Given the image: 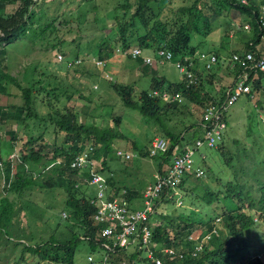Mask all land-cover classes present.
<instances>
[{"label":"rangeland","instance_id":"obj_1","mask_svg":"<svg viewBox=\"0 0 264 264\" xmlns=\"http://www.w3.org/2000/svg\"><path fill=\"white\" fill-rule=\"evenodd\" d=\"M76 1L79 0H12L6 2L5 7L0 10V13L9 16L26 7L22 11L23 17L32 10L34 14L41 13L38 20L41 19L42 24L50 18L54 19L43 30L39 29V23H35L33 27L37 33H29L6 46L5 71L22 86L30 85L29 82L33 84L35 89L33 108L37 111L31 108V115H29L24 106L21 90L14 84V81L7 77L1 78L0 157L3 160L7 159L14 175L17 171L27 168L18 159L9 160V156L13 151L18 157L21 151L29 150L28 134L34 139L37 137L33 147L42 151L43 154L48 153L46 145L50 147L48 158L52 156L54 144H63L62 134L56 135L49 120H44L36 113L44 115L53 107H72L75 110L74 119L76 117V120L82 122L90 120L96 125L106 127L115 126L114 118L118 115L122 118L118 131L126 139H121L117 146L123 150V153L129 151L131 158L125 160L124 157H117L118 159L112 162L111 169L115 177L126 184L127 189L136 191L137 197L133 199L131 207L142 208L144 204L140 193L147 184L155 181V174L158 172V166L163 157L161 154L155 157H143L139 153L148 154L150 145L146 139L150 140L154 135H158L157 126L151 121H144L138 115L129 112L127 108H123L119 95L120 87L128 86L134 87L133 95L137 98L139 91L149 85L150 74H144L140 67L132 66L128 56L122 55L127 51L122 50L120 54L117 48L109 55V59H106L107 63L104 67L96 68L93 64L96 60L95 52L98 44L117 36L115 26H111L107 17L108 11L116 0H94L98 9L92 11L91 8L84 10L79 5L80 2L76 3ZM195 1H197L196 6L201 8L205 19L199 22V24L203 23L200 26L202 33L195 29L191 31L190 42L197 44L198 50H217L222 54H219L221 59L211 70L217 75L213 80V88L227 87L232 80V73L227 72L228 69L230 70L227 65L229 55L233 50H241L245 46L251 30L242 26L246 23L243 13L235 9L221 8L216 4L220 3L219 0ZM190 2L191 0H167L162 15H171V12L180 5H187ZM83 6L85 7V3ZM154 7H156L155 4ZM72 12L77 13L76 18L72 16ZM136 44L131 43V45ZM114 46L119 45L114 44ZM144 53L152 54L145 50ZM155 65L156 62H153L149 66L155 68L157 67ZM161 71L171 81L182 79V74L171 63H165ZM94 73L100 76L97 81L93 76ZM198 73L201 78H204L207 73L201 62H199ZM70 83L77 87V91L70 99H65V93L72 90ZM114 85L118 89H114ZM52 88L63 91L60 92L59 99L52 94ZM78 91L82 96L78 95ZM217 99L218 97L215 100ZM185 105L187 109H182L180 113L170 114V123L177 122L178 129H181L180 123L183 117L190 115V118L182 124L184 127L188 123L197 122L195 126L183 132L184 140H186L184 143H192L201 136L199 125L201 106L191 102H185ZM96 111L103 114L97 115ZM124 112L129 113L132 119L125 117ZM225 119L227 128L223 140L213 148L206 145L199 147L192 158L195 166L204 171V177L186 178L181 186L172 189V192L167 195L169 200L161 201L157 207V211L162 213L164 210L175 214L177 207L189 206L193 207L196 212L203 214L207 212L213 215L212 221L217 226L218 235L221 236L227 233V228L223 216L218 212L223 209L224 202L228 207L236 205L231 204V200L236 201L235 199L225 195L224 190L227 185L240 188L242 191H249L248 193L256 198L261 195L258 189L261 187L259 180L264 183V104L257 102L254 106L253 100L248 95L242 94L228 109ZM33 175L35 176L36 173ZM63 178L67 180L65 175ZM63 178L58 177L51 188L33 187L21 194L19 191L7 193L6 190L0 189V196H6L13 203L15 213L14 225L11 228L12 231L20 233L19 236L23 237L21 240L37 242L47 240L49 236L65 239L71 234L69 228L72 231L79 229L78 218H72L71 215L63 217L64 212L68 214V209L63 204V188L65 187ZM78 187L83 191L87 188L84 184H79ZM204 189L217 195L216 200L208 203L206 197H202ZM86 191L87 195H92L94 188H87ZM189 193L191 195H188ZM180 199L182 202L178 203ZM246 203L247 200L244 205ZM253 217L255 222L244 232L242 245L249 258L256 256L259 258V263L264 264V220L258 213H254ZM154 218L151 214L150 219L154 220L153 225L159 220V217ZM161 221L165 222L164 219ZM7 232L10 233L11 229L7 228ZM200 232H202V227L197 226L190 232V235H197L198 238ZM80 237L85 238L82 235ZM15 239L0 236V264H10L11 257L19 252L21 246L15 247ZM198 240L201 241L200 238ZM47 244H44L45 249L48 247ZM49 254L37 256L25 252L18 264H68L51 261L52 256L48 257ZM87 254L101 258L103 251L95 245L93 251L89 253L86 241L79 240L74 247L71 264H82ZM136 254L138 256L135 255L134 263L129 264H147L144 261L143 252ZM114 259L119 262L118 259Z\"/></svg>","mask_w":264,"mask_h":264},{"label":"trees","instance_id":"obj_2","mask_svg":"<svg viewBox=\"0 0 264 264\" xmlns=\"http://www.w3.org/2000/svg\"><path fill=\"white\" fill-rule=\"evenodd\" d=\"M8 1L12 0H0V10L5 7V3ZM219 1L220 3L217 2L216 4L221 8L228 10L235 9L243 13V16L246 17L245 22H249L251 26V28H249L251 33L245 46L241 50H233L231 54L235 51L244 52L252 49L254 46L253 43H255L259 37V29L255 21L258 20V16L260 15L259 10L261 7H264V0H259L258 2L254 0ZM77 2H80L79 5L84 10H90V8L91 11L98 9L94 0H79L76 1V3ZM166 2L167 0H116L108 11L107 17L111 26H115L117 36L111 40L106 39L98 44L95 52L96 60L109 59V55L114 53L117 47L124 48L133 46L131 45L132 42L137 43L136 45L153 55H156V50L159 48L169 49L172 51L173 60H181L183 55H191L198 50L197 44H192L190 42L191 31L195 29L200 32V26L203 23L199 24V22L205 19L201 8L196 6L197 1L191 0L187 5H180L176 10L171 12V15L165 16L162 15V13L164 6L167 4ZM83 3H85V7ZM154 4L156 7H154ZM25 9L26 7H23L22 11ZM22 11H15L9 16L0 13V80L2 77H7L14 81L13 77L5 71L6 46L19 38L27 36L29 33H37V30H34L33 27L35 23H39V29L43 30L51 21H54V19L50 18L47 22L42 24L40 21L41 19L38 20L41 17V13L37 12L34 14L31 10L28 12V15L23 17ZM71 14L74 17L75 15L77 16L75 12ZM235 27L234 25V28ZM114 44H118L119 46L115 47ZM113 46L115 47L114 49L112 48ZM213 51L217 54V64L221 59V56H219L220 52L217 50ZM141 58H139V56L138 58H131V56H128V60L132 66H138L144 74H150L149 85L139 91L137 98L133 95L134 87L121 86L119 97L123 108H127L130 110L129 112L138 115L146 122L151 121L152 124L157 126V134L159 136H166L169 138V148L166 153L161 154L163 160L158 166V172L161 173L163 172L161 171L163 164L167 163V165H169L174 150L177 147H182L179 146L181 143H183V145L185 144L184 142L186 140H184L183 132L188 131L189 128L197 124V122H191L183 127L182 123H185V121L190 118V115H188L183 117L182 123H180L181 129H178L177 122L170 123V114L172 112L180 113L182 109H187L185 102H191L203 107L209 102L223 100L226 86L219 89L213 88V80L217 75L216 72H212L211 70L216 64L210 70H205L207 73L204 78H201L197 71V83L187 86L186 82L182 79L179 81L167 79L165 74L161 71L165 63H171L174 66L172 61L160 62L157 60V67L151 68L148 64H145ZM93 65L98 69L103 67L95 63ZM227 65L230 67V70L228 69L227 72L232 73V80L227 86L232 84L238 74L244 76L246 73L251 72L248 70L242 72L241 69L237 67L232 68L229 63ZM258 75L260 76V74ZM93 76L95 77V81L100 77L95 73ZM105 76L109 78L108 75ZM245 81L250 83L252 88H257V85L250 80V77L245 79ZM29 83L30 85L22 86L19 81H14V84L21 90L26 111L31 115V108L34 111L37 110L33 108L35 89L33 84L31 82ZM69 85H71L72 90L69 93H65V99H70L72 94L77 91L76 86L71 83ZM115 88L118 89V87L114 85V89ZM154 90H158L160 93L168 92L172 95L179 93L182 100L178 101L171 97L163 99L159 96H154L152 94ZM260 90L261 92L259 91V95H256L257 92L255 91L251 92V100H253L254 106L257 105V102L264 104V91L261 88ZM60 92L63 91H57V88H52V94L58 99L60 98ZM78 95L82 96L81 92L78 91ZM216 97H218V99L214 101ZM74 111L72 107H53L50 112L44 115L36 113L44 120H49L53 125V131L56 135L62 134L61 142L64 145L54 144L52 156L48 158L50 147L46 145L48 153L43 154L42 151L33 147L37 137L34 139L28 134L27 143L30 145V148L29 150L25 149L21 151L18 160L20 163L25 164V168L27 169L17 171L13 179L9 181L11 167L9 163L5 161V171L8 179L6 181L8 185L1 188V190H6L7 193L19 191V194H21L25 192V190L33 187L51 188L55 185L58 177L61 176L63 178L64 175L67 176V180L63 178L65 181V187L63 188V204L65 208L68 209V214L64 212L63 217L71 215L72 218H78L80 222L79 229L77 228V231H72V229L69 228L71 234L65 239H56L49 236L47 240H39L37 242L21 240L23 237L19 236L20 233L12 231L11 228L14 225L13 216L15 213L13 203L10 202L6 196L1 195L0 236L8 239L16 238L14 240L15 247L18 245L21 246L19 247V252L11 257L10 264H18L22 260L25 252L37 256L50 253L48 257L52 256L51 261L71 264L72 253L79 240L86 241L89 253L93 251L95 245L100 247L103 251L101 258H96L91 254L95 259L102 260L104 255H108L119 260V262L115 260L116 264L134 263V257L137 255L136 253L143 252L141 249H120L115 252L105 249L101 241H111L100 236L101 233L98 232L97 229L98 225L92 219V205L88 201L92 195H87L88 193H86L87 188L93 186L82 182V179L86 178L89 172L102 173L108 177L110 187L112 188L110 193L111 196L125 189V197L128 200L133 201V199L137 197L136 191L127 189L126 184L119 181L111 169L112 162L119 157L117 156V150L120 148L117 146V143L121 141V139H126V137L118 131V126H120L122 118L116 115L114 118L115 126L106 127L96 125L94 121L90 120L83 122L78 121L76 117L74 119ZM2 113L5 114V112ZM96 114L101 115L103 113L96 111ZM124 115L132 119L129 113L124 112ZM157 123L159 125H157ZM151 139H146L149 145ZM82 153L85 154L86 163L80 167H71V163L74 161L75 157ZM139 154L143 157L149 156V154L146 153ZM33 173H36V175L34 176ZM259 183L261 187L258 191H260L261 195H259L258 198L248 193L249 191H242L240 188L237 189L234 186L227 185L224 190L225 195L235 199L236 201L230 200L232 202L231 204L236 205L228 207L225 206L227 203L224 202L223 209L221 212H218L223 216L227 228V233L223 234V236L220 234L218 235L217 226L212 221L213 215L207 212L204 214L202 212H196L191 206L184 208L177 207V213L175 214L164 210L163 213L158 212L157 207L159 203L163 200H169L166 193L163 192L160 199L156 201L157 204L153 212V217H159V220L156 224H151L152 239L157 241L159 245L172 246L176 252H182V256L179 257L175 254H167L159 251L157 254L161 255L162 264H260L258 257L249 258V256H247L244 245H242L244 232L255 222L253 214L258 213L260 218L264 220V183L260 180ZM79 184H84L87 187L85 189L86 192L80 190L78 187ZM235 185L238 186V184ZM188 195L191 194L189 193ZM202 197H206V201L210 203L212 200H216L217 195H214L211 191H208V189H204ZM245 199L247 200L246 205H244ZM217 205L220 206V204ZM161 219H164L165 222L161 221ZM197 226L202 227V232H200L198 238L197 235L188 238V234H190L193 229H196ZM7 228L11 229L10 233L7 232ZM81 235L85 236V238L80 237ZM199 238L201 241L198 240ZM196 241L201 242L199 250L193 249V243ZM46 243H48V247L45 249L44 244ZM191 250L196 253L191 255ZM143 254L145 257L144 252ZM162 254L165 256H162ZM144 261L147 264H156L155 260L146 257Z\"/></svg>","mask_w":264,"mask_h":264},{"label":"built area","instance_id":"obj_3","mask_svg":"<svg viewBox=\"0 0 264 264\" xmlns=\"http://www.w3.org/2000/svg\"><path fill=\"white\" fill-rule=\"evenodd\" d=\"M259 12L258 20L255 21L259 29V37L253 43V48L244 52L235 51L228 60L232 68L237 67L242 72L247 70L251 72L246 73L244 76L238 74L232 84L226 87L223 100H215L216 102H209L201 107L199 124L201 136L193 140L192 143H185L184 145L181 143L179 146L182 147H177L174 150L167 168L161 173L156 172L155 181L147 184L142 190L141 198L144 204L142 208L131 207L132 201L125 197V189L111 196L112 188L105 174L89 172L87 177L82 179L84 184L87 183L94 188V193L88 201L93 208L92 219L98 225V232L111 241H101L106 250L115 252L120 249H141L145 253V257L155 260L156 264H162V259L157 254L159 251L175 254L179 257L182 256V252H176L172 246L159 245L157 241L152 239V221L150 216L154 212L156 201L160 199L163 192L166 193V196L169 195L172 189L180 186L188 177L196 179L204 177V171L200 167L195 166L192 158L196 155L199 147L206 145L209 148H213L219 141L223 140L227 128L225 114L238 97L246 94L251 98L252 91L259 93V91L261 92L260 88L264 91V7H261ZM242 26L245 29L251 28L249 22L243 23ZM122 50L127 51L126 54L122 55L131 56V58H138V56L141 58L142 56V61L148 65L157 60L160 62L172 61L182 74V80L186 82L187 86L197 83L199 62L202 63L204 70H210L217 62V54L214 51L196 50L191 55H183L181 60H173L172 51L165 48L157 49L156 55L144 53V49L138 45L124 48L117 47V51L120 54ZM94 63L104 67L107 60H95ZM249 77L257 85V88H252L251 84L245 81ZM152 94L163 99L171 97L178 101L182 100L179 93L172 95L168 92L160 93V91L154 90ZM169 145L170 140L168 137L154 135L148 148L149 157L159 153H166ZM117 156L124 157L125 160L131 158L129 151L128 153L126 151L123 153L122 149L117 150ZM14 159H18V157L13 151L9 156V160L13 161ZM6 160L0 157V189L8 185L6 181L8 179L5 170H3V163ZM85 163V154L82 153L75 157L71 167H80ZM10 180H12V173ZM181 202V199L178 200V203ZM190 237L191 235L189 234L188 238ZM200 246V241L193 243V249L195 250H199ZM195 253V251H191L192 255ZM82 264H116V262L113 257L108 255H104L102 260H97L91 254H87Z\"/></svg>","mask_w":264,"mask_h":264},{"label":"clouds","instance_id":"obj_4","mask_svg":"<svg viewBox=\"0 0 264 264\" xmlns=\"http://www.w3.org/2000/svg\"><path fill=\"white\" fill-rule=\"evenodd\" d=\"M18 160H19V156H18ZM7 161V160H6ZM8 162V161H7ZM3 170H5V163H3ZM6 173V171H5ZM11 173H12V168H11ZM11 173H10V177H11ZM7 177V176H6ZM14 175L12 174V179H13Z\"/></svg>","mask_w":264,"mask_h":264},{"label":"crops","instance_id":"obj_5","mask_svg":"<svg viewBox=\"0 0 264 264\" xmlns=\"http://www.w3.org/2000/svg\"><path fill=\"white\" fill-rule=\"evenodd\" d=\"M167 166H168L167 163H164V165L161 168V171H164L167 168Z\"/></svg>","mask_w":264,"mask_h":264}]
</instances>
